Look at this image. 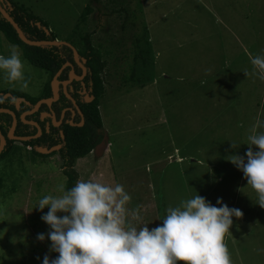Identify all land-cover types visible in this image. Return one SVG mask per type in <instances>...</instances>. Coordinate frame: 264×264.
<instances>
[{
  "label": "rangeland",
  "instance_id": "obj_1",
  "mask_svg": "<svg viewBox=\"0 0 264 264\" xmlns=\"http://www.w3.org/2000/svg\"><path fill=\"white\" fill-rule=\"evenodd\" d=\"M14 1L66 41L90 0ZM111 4L103 0L88 18L95 44L109 50L100 102L105 139L77 160L78 180L123 185L131 197L129 219L150 229L181 199L199 194L215 205L219 197L242 211L224 238L232 264H264V208L226 159L245 155L248 130L264 120V80L252 74L249 59L264 53V0H124L119 4L127 13L120 14ZM145 24L152 51L134 69L138 79L153 78L145 87L125 84L135 64L132 41L145 34ZM0 35V54L8 55L11 42ZM21 59L27 88L0 72V92L38 96L49 75ZM16 147L19 153L14 148L0 156V264H41L45 254H58L50 251L49 226L40 218L47 207H34L67 176L58 153L40 156Z\"/></svg>",
  "mask_w": 264,
  "mask_h": 264
},
{
  "label": "clouds",
  "instance_id": "obj_2",
  "mask_svg": "<svg viewBox=\"0 0 264 264\" xmlns=\"http://www.w3.org/2000/svg\"><path fill=\"white\" fill-rule=\"evenodd\" d=\"M7 48L8 55L0 54V72L4 74L7 82H15L23 90L27 88L28 81L25 78V62L21 59L22 51L17 44L10 43ZM79 56L82 62L84 56L80 54ZM249 59L253 69L252 74L264 80V53L251 56ZM86 60L85 58L82 64L87 74ZM70 61L67 60L64 63ZM72 62L81 69V72L75 73L74 71V73L82 74V67L74 60V53ZM67 66L73 69L71 62ZM67 66L64 68H69ZM244 73L248 75L247 71ZM85 76L82 80L76 79L81 81L82 86ZM84 86L89 88L85 81ZM11 93L10 90L0 92V101L4 98L8 102L10 96L12 97L13 93ZM69 99L74 100L70 108L72 114L74 115V108L79 109L83 118L75 119L77 123L73 121V118H70L71 123L63 121L62 125H59V122H55L56 127L62 126V136H64L63 129L66 124L70 126L84 124L85 117L80 105L77 104L75 98L70 96ZM21 100L22 98L16 99V110H13L17 119L16 127L19 119L23 123H29L21 119V114L26 110H22L17 116L16 112L22 109ZM7 106L0 107L9 108ZM27 115L29 113L25 115L26 120L29 119ZM69 116L68 111L66 119ZM258 127L264 129V120L258 118L248 130L247 142L244 144L249 145V148L245 151V155L231 154L226 159L242 171L247 186H250L256 193L255 203L264 208V130L257 131ZM14 134L18 135L15 132ZM5 136L7 142L13 140L15 146L19 143L23 144L33 155V148L44 154L43 156L58 153L56 150H59L58 148L42 153L37 149L38 147L49 149L57 145L47 147L46 145L29 144L28 146L24 144V141H30L36 136L24 141L10 139L7 133ZM231 145L233 148L237 147L232 142ZM252 146H255L257 150L254 151ZM58 155L60 156L59 153ZM130 198L123 185L107 183L100 178L77 180L70 188H66L64 182L58 183L54 193L44 194L37 200L34 207L41 211L47 207V212L42 211L40 218L49 226L47 239L51 242L50 251L58 254L51 259L45 254L41 264H178V262H183V264H232L224 238L225 234L230 232L232 218L242 216L240 209L230 208L219 197L213 205L197 194L181 199L174 207L166 208L161 219L162 223L150 229L147 224L137 227L129 219L127 203ZM131 216L138 218L135 210L131 212ZM37 239L44 241L45 234L38 233Z\"/></svg>",
  "mask_w": 264,
  "mask_h": 264
},
{
  "label": "trees",
  "instance_id": "obj_3",
  "mask_svg": "<svg viewBox=\"0 0 264 264\" xmlns=\"http://www.w3.org/2000/svg\"><path fill=\"white\" fill-rule=\"evenodd\" d=\"M103 0H90L89 3L85 6L82 13L80 14L78 21L74 28L72 29L68 39L66 41L70 42L74 45L80 55L84 56L86 60V67H87V74L84 78V81L87 86L91 87L90 93L94 95V98L91 102H83L80 99V96L76 94L77 102L80 105L84 113V124L82 126H70L66 124L64 127V136L60 134V127H54L55 131L50 136V141L47 142L46 146H52L57 143H61L62 146L59 149V154L62 160V168L64 174L67 176L65 180V187L70 188L74 185V183L78 180V172L75 169V164L79 158L85 157L92 150L102 143L105 139V135L102 131L103 127V120L102 115L100 112V101L105 92V75L104 71L107 67L108 60L104 58V55L109 53V50L104 47L102 43L95 44L93 40L94 30H91L88 25V18L91 13L101 4ZM107 1V0H106ZM119 1L124 0H109L111 6V10L115 11L118 10L117 13L120 14L123 11ZM6 10L10 13L13 19L19 24V26L23 29L26 36L30 39H56V34L49 30V33H46L45 28L49 29V24L42 20L39 16L34 14L27 6L20 4L14 0H4ZM106 6L108 5L107 2L104 3ZM120 7V9H118ZM115 9V10H114ZM130 15V14H128ZM38 22L40 25H38ZM122 28L125 29L126 22H123ZM145 34L136 33L134 36V40L132 41L134 47L132 45L131 54L133 55V62L135 63L132 67L130 73L126 76H123L125 79L124 83L127 84L128 82H137L139 83L140 87H145L149 85L152 78L148 76L144 80L138 79L136 76V69L140 61H145L146 58L150 57L151 55V47L150 43L146 36V32L148 26L144 25ZM0 32L3 34L4 37L12 44H17L22 51V55L25 60L31 63L34 66L41 67L49 74L48 80V87L49 81L55 72L61 67V65L67 61H73V51L71 47L67 45L61 46H35V45H28L24 43L18 36L16 29L13 25L2 15L0 12ZM1 36V35H0ZM119 43V42H118ZM146 43V44H144ZM104 48V49H103ZM148 62V61H147ZM76 66V65H75ZM69 68L64 70L63 76L66 74ZM77 72H81L80 67L76 66ZM143 80V81H142ZM74 88L80 89L81 84L79 81L73 83ZM9 91V90H6ZM14 95H21L15 90L11 91ZM61 105H71V100L68 99L63 93L61 96ZM59 103V102H58ZM0 106H7V102L4 98L0 101ZM57 105L56 110L60 113L61 107ZM28 105L22 106L20 111H17V116L20 114L22 110H24ZM78 117L76 120L80 119V115L77 114ZM30 118V116H28ZM12 123V116L8 113H0V130L3 134L6 135L10 125ZM29 125H26L20 119L18 120V125L16 127L15 133L18 135H24L25 129L28 128ZM42 138H37L36 140L24 141L26 145H37L40 144ZM13 140H8L6 147L0 154L3 155L4 152L10 151V149L16 150L18 152V147L14 145ZM33 153L43 156L44 154L39 153L35 148H33ZM13 185V190L15 189Z\"/></svg>",
  "mask_w": 264,
  "mask_h": 264
},
{
  "label": "flooded vegetation",
  "instance_id": "obj_4",
  "mask_svg": "<svg viewBox=\"0 0 264 264\" xmlns=\"http://www.w3.org/2000/svg\"><path fill=\"white\" fill-rule=\"evenodd\" d=\"M70 62L73 65V69H74L75 73H77L76 66H78V65L76 63L73 64L72 61H70ZM67 67H69V69L66 72V74L63 76L64 70L66 69V68H63L61 73L57 77L58 80H59L58 97L55 100H53L51 102V104L42 103L36 110H34L33 112H30L29 115H27V116H30V118L28 120H32L36 124L39 125L41 133L38 136V127H37L36 124L25 123L26 125H29V127L25 129L26 133L24 134V136H30V137L36 136V137L32 138L31 140H36L37 138H42L41 143L37 144V145H43L44 146L47 142L50 141V136L55 131V129H54V127H56L55 122H59L60 123L59 125H62L63 121H69L70 122V120L72 118H73V121H74L78 117L77 114H79L80 117L83 118V114H82V112H79V109L77 110L76 108H74V115L72 114V111H71L70 108L72 107V102H74V100H71V105H64V106L61 105V103H60L61 101H59V100L61 99L62 93L68 99H69V96L67 95V93H69L70 96L75 98L76 100H77V98H76L75 95L78 94L80 96V99L83 102H87L86 98L89 95H92V94H90L88 92L89 88L91 89V87H89L87 89V87L84 86V84L82 86L81 81H79L80 84H81V88L77 89V90L73 86V83L77 81L75 78H73L70 82H67L68 79H70V77H72V75L70 73V70H71L72 67L71 66H67ZM58 70L55 72V74L58 72ZM54 75L52 76V78L49 81V87L47 85L48 82L45 83L43 88H42L41 93L38 96H30L27 93H25L24 91H17L18 93H21V95H13L11 93L12 97L10 96V99L7 102V105H8L7 107H9V108H11L12 110L15 111L16 110V99L17 98H22L23 101L21 100V102H20L21 103V107L26 104L29 107H26L24 110L29 111V110H32L35 107V104L37 103L38 100H40L42 98H47V97H54L55 95H54V92H53L52 87H51V82H52L51 80L53 79ZM65 81H66V92H64V84H63V82H65ZM84 88H86V89H84ZM92 100H90V102ZM57 105H59V107L62 106L61 110H60V113H58V111L56 110ZM68 111L70 113V116H69V118L66 119ZM77 122L78 121H76L75 123H77ZM60 134L62 136V129H60ZM55 145H61L62 146L61 143H57ZM61 146L59 147V149L61 148ZM47 147H49V146H47ZM56 151H58V153H59V150H56Z\"/></svg>",
  "mask_w": 264,
  "mask_h": 264
},
{
  "label": "water",
  "instance_id": "obj_5",
  "mask_svg": "<svg viewBox=\"0 0 264 264\" xmlns=\"http://www.w3.org/2000/svg\"><path fill=\"white\" fill-rule=\"evenodd\" d=\"M0 12L2 13V15L13 25V27L16 29V32L19 36V38L26 44L28 45H35V46H45V45H48V46H52V45H56V46H61V45H68L72 48L73 50V53H74V60L82 67V74L80 75H77L74 73V70L71 69L70 73L72 75V77H70V79H68L67 82H70L73 78L77 79V80H82L83 77L85 76L86 74V68L85 66L82 64V62L85 61V58L83 57L82 58V62H81V59H80V56H79V53L77 51V49L68 41H64V40H58V39H39V40H36V39H30L26 36V34L24 33L23 29L19 26V24L13 19V17L10 15V13L6 10V8L4 7V4H3V0H0ZM38 25H40V23L38 22ZM46 33H49V29L48 28H44ZM67 65H70V62H66L62 65V67L58 70V72L54 75L53 79H52V82H51V86H52V90L55 94L54 97H47V98H42L40 100L37 101V103L35 104V107L32 109V110H29V111H25L21 114V119L24 121V122H29V123H32V124H36L34 121L32 120H26L25 119V115L27 113H30V112H33L34 110H36L42 103H51L53 100H55L57 97H58V84H59V80H58V75L60 74V72L62 71V69L67 66ZM82 83L84 84V81H82ZM64 84V92H66V81L63 82ZM86 89V88H84ZM67 95L70 97V95L67 93ZM93 99V96H88L86 98V101H90ZM19 105V103H18ZM78 108V107H77ZM1 112H5V113H10L12 116H13V120H12V124L7 132V137L10 138V139H16V140H28L30 139L31 137L30 136H18V135H15L14 132H15V128H16V124H17V119L15 117V113L13 110L9 109V108H3V107H0V113ZM83 121V119H82ZM81 124V123H80ZM37 127H38V134L41 132L40 128H39V125L36 124ZM7 143V138L6 136L0 131V153L1 151L4 149L5 145ZM60 147V145H57V146H53L49 149L45 148V147H38L37 149L42 152V153H47V152H51L55 149H58Z\"/></svg>",
  "mask_w": 264,
  "mask_h": 264
}]
</instances>
